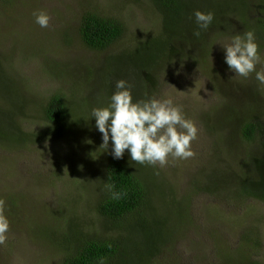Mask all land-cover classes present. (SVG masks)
<instances>
[{"label": "rangeland", "instance_id": "374dc122", "mask_svg": "<svg viewBox=\"0 0 264 264\" xmlns=\"http://www.w3.org/2000/svg\"><path fill=\"white\" fill-rule=\"evenodd\" d=\"M194 1L198 6L204 3L208 6L206 0ZM194 1L191 3L195 7ZM244 1L249 8L248 18L253 22L259 0ZM40 11L51 17L47 28L35 23L34 13ZM88 11L105 13L124 22L126 36L113 51L89 52L73 38L83 13ZM194 13L195 8L193 16ZM238 16L229 14L219 29L208 28L205 47L194 48L197 57L204 50L205 57L201 56L199 63L193 64L185 54L182 60L171 58L153 74L154 83L147 88L149 98L171 97L199 129L198 139L192 142L194 157L170 158L165 167L150 166L145 175L155 194L153 207L161 209L158 215L162 217L163 231L174 233L173 241L153 259V264H225L221 258H227L229 253L234 257L236 250L248 246L244 236L252 226L258 229L260 250L251 252L249 258L235 256L233 264L264 263V205L254 200L248 201L251 202L248 205H237L225 195H218L213 182L219 176L210 165L215 158L210 152L213 144L222 148L218 132L229 135L227 152L234 151L240 141L239 137H232L239 115L252 113V106L264 114V85L258 84L254 74L248 79L235 76L224 62L222 45L230 43L232 36L246 32ZM183 23L189 25L187 18ZM162 24V12L151 0H0V58L7 60L8 73L17 85L16 94H7L14 107L0 106L8 110L9 118L17 120L26 115L19 111L25 102L29 105L25 113H30L31 120L23 121L19 127L26 133H36L47 125L42 115L37 116L43 100L61 89L74 107L73 121L77 119L78 129L67 138L48 139L27 147L20 144L22 148L12 154L10 140L16 138L13 120L0 122V129L10 139L5 137L3 147L0 144V199L6 202L11 222L7 241L0 245V264H61L64 252L51 237H46L56 229L63 230L65 221L73 216L87 222L86 232L106 233L108 227L96 213V204L104 196L102 159L110 155L111 144L107 151L101 146L102 134L95 127V119H90V113L93 107L107 106L116 91V82L128 79L124 67L108 70L102 63L112 53L129 52L150 36L160 35ZM66 33L73 40L67 44ZM257 41L264 53V41L258 38ZM184 47L176 45L177 50ZM6 50L17 55L14 61L8 60L13 54ZM182 50L193 55L187 48ZM88 65L100 68L101 71H95L101 72L99 78L86 83L84 76L72 75L85 71ZM128 67L131 69V65ZM48 70L58 73L60 78L54 79ZM131 87L134 99L142 100L137 93L140 90ZM228 107L235 110H229L234 121L225 122L221 115L216 117L220 111L227 115ZM219 125H226V129H218ZM125 155L136 169L140 168L127 151ZM10 202H18L20 206L10 209ZM18 208L20 212L16 213ZM173 215L182 217L178 231L173 229L176 219Z\"/></svg>", "mask_w": 264, "mask_h": 264}, {"label": "trees", "instance_id": "16d2710c", "mask_svg": "<svg viewBox=\"0 0 264 264\" xmlns=\"http://www.w3.org/2000/svg\"><path fill=\"white\" fill-rule=\"evenodd\" d=\"M151 1L156 4L157 9L163 15L160 35L150 36L138 47L130 48L129 52L116 55L112 53L107 61L102 63L108 70L124 67V76L128 79V83H132L133 88L140 90L137 93L141 99L150 97L147 88L154 83L155 77L153 78V74L160 67L164 68V63H167L171 58L182 60V56L185 54L187 58L190 57V62L193 61V64H197L200 62L201 56L205 57L204 50L201 51L198 57L194 54V48L200 46L202 50L205 47L207 43L205 37L209 32L208 29L206 31L201 30L199 36L195 35L198 28L195 17L192 15L194 8L195 11L198 9L201 12L214 13L215 19L210 26L213 27V30L219 29L222 23L227 20L229 14L239 15L238 17L243 21L245 30L254 31L256 37L264 41V4L260 2L256 6V18L251 22L247 15L249 8L244 0L241 3L242 5L238 3L240 0H222L221 2L215 0L213 4L210 3L212 0H206L204 2L208 3L207 7L205 3L198 6L194 0ZM191 1L195 2V7ZM186 18L189 25L183 23ZM126 33V26L120 19L105 13L88 11L83 13L81 21L72 36L87 51L103 53L113 51L118 47ZM66 35L67 40H65V43L72 42L71 36L67 33ZM176 45L180 47L184 45V48H187L193 55L190 56L187 51L184 52L182 50L184 48L177 50ZM7 51L13 54L8 58L12 62L17 55L11 50L5 52ZM20 53L21 50L19 49ZM11 62L10 66H12ZM128 65H131V69ZM7 67V60L0 58V102H2L0 105L3 104L12 109L14 103L8 98L7 94H16L17 85L8 73ZM62 71H64V68ZM95 71L101 70L99 67L93 68L88 65L85 71H77L72 75L84 76L86 83H88L92 79L99 78L101 72L97 74ZM47 73H50V76L54 79L60 78L56 72L48 70ZM61 74L64 73L61 72ZM47 99V101L43 100L42 109L37 112V116L41 117L42 115L43 120L47 121V125L46 128L44 127L36 133H26L21 131L22 128L19 127L23 121L29 122L31 120L30 113H25L29 105L26 106L24 101L19 111L26 115L18 118V122L14 117L13 119L9 118L8 113H6L8 110L0 106V122L5 119H10L11 122L13 120L12 126L16 134V138L11 141L8 139L6 132L0 129V144L2 147V141L5 140V137L10 140V153L13 154V150L22 148L20 144L27 147L30 144L44 143L48 139L67 138V135L72 133L73 130L76 131L75 134L78 132L75 125L77 119L73 121L74 107L69 102L68 94L60 89L48 96ZM229 110H231L230 107L227 111L228 117H226L224 111L217 113L216 117L221 115L225 122L234 121L235 119L230 117V113L232 114L231 111L235 110ZM250 110L252 113L239 115V119L235 123L237 131L232 137H239L240 141L235 145L236 149L234 151L227 152L229 135L218 132V129H226V125H219L220 128L218 129L210 127V129L216 130L220 134L222 144L220 149L215 146V143L213 144V149L210 152L215 158L210 165L217 170L215 174L219 176L218 181L213 182L218 195H225L226 198L232 200V203H237V205H248L251 203L248 201L252 200L264 205V114L261 115L255 106H252ZM231 126L232 124L229 127ZM230 132L228 133L230 134ZM102 161L105 167L104 196L96 204V213L100 218H103L105 227H108L107 230H104L106 233H98L93 230L92 233L86 232L85 225L87 222L81 217L73 216L65 221L63 230L56 229L52 235L46 238L51 237L53 243L57 244L64 252L61 264H153V259L158 257L165 248L167 249L169 243L173 241L174 233L163 231L162 217L158 215L161 209L153 207L152 200H154L155 194L152 193V183L149 181L148 176H145L148 175L151 165L140 166V164H137L140 168L136 169L135 164L132 165L126 155L123 159L117 160L110 154L103 156ZM106 184H114V190L121 192L122 197L118 200L112 199L111 193L105 187ZM19 206L18 202H10L9 208ZM19 212L18 208L16 213ZM173 216L176 218L173 220V229L178 231L180 230L179 220L181 221L182 217H180L181 215ZM256 221H259V219ZM101 234H104L105 238ZM244 238L248 246L239 248L233 254L249 258L253 255L251 252H257L261 246L256 226L249 227L245 231ZM234 257L229 253L227 258L221 259L225 264H233L235 262L233 261ZM247 263L264 264L261 261Z\"/></svg>", "mask_w": 264, "mask_h": 264}, {"label": "clouds", "instance_id": "9594fccd", "mask_svg": "<svg viewBox=\"0 0 264 264\" xmlns=\"http://www.w3.org/2000/svg\"><path fill=\"white\" fill-rule=\"evenodd\" d=\"M259 2L264 4V0ZM34 16L35 23L41 28L49 26L51 17L46 12L40 11ZM194 17L197 36L215 19L214 13L199 10L195 11ZM222 48L229 71L244 79L254 74L258 84L264 85V53L254 31L232 36L230 43ZM115 88L107 106L93 107L90 113V119H95V127L102 134L101 146L107 151L111 144L110 154L114 159H123L127 151L131 161L137 164L163 168L170 158L187 160L195 156L192 142L198 139L199 129L181 105L171 97L136 100L131 85L124 79L118 80ZM105 187L112 199L122 197L121 192L114 190V184ZM6 208V202L0 199V245L6 243L11 226Z\"/></svg>", "mask_w": 264, "mask_h": 264}]
</instances>
